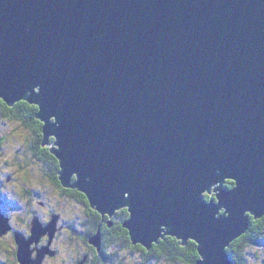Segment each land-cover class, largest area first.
Instances as JSON below:
<instances>
[{
	"label": "water",
	"instance_id": "95a60500",
	"mask_svg": "<svg viewBox=\"0 0 264 264\" xmlns=\"http://www.w3.org/2000/svg\"><path fill=\"white\" fill-rule=\"evenodd\" d=\"M0 98L39 107L61 184L127 209L133 245L234 264L264 216V0H0ZM56 219L16 235L20 264L53 255Z\"/></svg>",
	"mask_w": 264,
	"mask_h": 264
},
{
	"label": "clouds",
	"instance_id": "9594fccd",
	"mask_svg": "<svg viewBox=\"0 0 264 264\" xmlns=\"http://www.w3.org/2000/svg\"><path fill=\"white\" fill-rule=\"evenodd\" d=\"M30 139L29 129L22 126L19 120H13L11 117L6 118L4 128H0V197L4 200L0 215L7 219L15 231L23 232L28 230L15 225L18 213L11 210L13 205L27 212L30 220L33 216L38 217L44 225H47L53 217H57L55 223L60 232L76 239L71 236L69 228L61 227V221L71 220L72 217L64 215L59 207L66 199L71 200L72 197L70 194L60 192L57 185L47 182V178L53 173L42 170L35 163H28L31 155ZM12 235V231L0 234V243L10 241ZM49 247L53 251V257L43 261L42 264H53V261L54 264H72L77 258L78 254L74 248L68 252L64 251L67 245L57 249L54 241ZM14 248L15 245L12 243L6 251Z\"/></svg>",
	"mask_w": 264,
	"mask_h": 264
},
{
	"label": "trees",
	"instance_id": "16d2710c",
	"mask_svg": "<svg viewBox=\"0 0 264 264\" xmlns=\"http://www.w3.org/2000/svg\"><path fill=\"white\" fill-rule=\"evenodd\" d=\"M37 110L38 107L36 105L30 104L25 100H20L12 106H9L0 99V119L6 120V118L11 117L13 120H19L22 126L29 129L31 137L29 144L31 155L29 157L32 158V162L34 163L38 158H45L46 152H48V147L43 146L41 143V141H43L42 123L36 118ZM226 185L228 187H232L233 182L231 180H227ZM206 197L207 199L211 198V196L208 195H206ZM82 198L87 201L84 194H82ZM89 215L90 219L94 222H92V225L89 226V233L87 235L85 234L86 241L89 239L90 234L94 235V233H96L101 222V215L94 209H91ZM126 217V209H121L116 212V227H123L122 224ZM125 232L126 236L129 237L130 240L128 230L125 229ZM75 236L79 235L75 234ZM123 237L125 236L116 234V252L118 249L122 248H128L131 251L141 252L139 260L142 261L141 263L138 262L139 264H195L196 260L199 258L198 246L196 242L189 239L185 244H182L181 241L175 237L165 236L163 239H160L158 243L153 244L150 249H147L139 244L133 245L130 241H121L120 239ZM263 241L264 216L259 219L252 218L250 226L245 234L231 242L230 246L226 249L230 258L234 261V264H248V249ZM64 250L66 251V249ZM152 260H154V263Z\"/></svg>",
	"mask_w": 264,
	"mask_h": 264
},
{
	"label": "flooded vegetation",
	"instance_id": "af4514ba",
	"mask_svg": "<svg viewBox=\"0 0 264 264\" xmlns=\"http://www.w3.org/2000/svg\"><path fill=\"white\" fill-rule=\"evenodd\" d=\"M48 152H49V150H48ZM47 157H48L47 161L50 162V160H51V162H50L51 169L46 170V171L53 173L52 176L48 177L47 182L49 184L57 185L58 190L60 192L70 194V196L72 197V199H71L72 202H74L75 206H78L77 208H75V207H73V208H75L76 210H78L79 212L82 213L79 216L72 218L71 220L61 221V227L69 228L71 236L76 237L75 240L77 241V246L79 247V248H75L76 252L77 251H79V252H77V254H78L77 258L72 262V264H122V262L120 260L115 259L116 250H114V249L116 248V234L117 235L121 234L122 236H125V237L120 239L121 241H124V242H128L129 237L126 236V232H125L126 228L116 227V222H117L116 221V212L113 215L114 219H112L113 220L112 224H109V220L112 217L110 219H108L105 216L103 217L100 214L101 215V220H100L101 222L98 226V230L96 231V233L99 232L100 236H101V247H100V250H98L94 245H92L90 243V237L93 234H90V237L87 241L85 238V234L87 235L90 231L89 226L92 225V222H94L93 220L90 219V215H89L92 208L90 207L88 201L83 200L82 193L80 191H78L77 189L71 188V187H65V186H63V184L61 185L58 182L57 170H58V166H59V161L54 155L49 154V155H46V158ZM46 158H40V159L43 160ZM68 201L69 200L66 199L65 202L63 203L64 209L67 208L66 205L70 204V203H66ZM3 205H4L3 203L0 204V209H2ZM88 205L90 208L88 207ZM20 211H21V209H20ZM127 217H128V212H127ZM2 218L7 222V225L9 227V229L6 233H8L9 231H12V233H13L11 240L4 242L3 244L6 247H9V245H10L9 243H11V244L14 243L15 249L17 250L16 235H21L24 238L28 239L29 235L31 234L32 221H33V219L38 218V217L33 216L31 220L29 219V217H27L26 223H27V226L29 228V231L27 233H25L23 231H15L12 228V226L9 224L7 219L4 216H2ZM38 220L40 221L39 218H38ZM56 233H60L59 228H57ZM56 233H55V236H54L53 240L51 241L50 245L53 244L54 241L57 243V241L59 239V234L56 235ZM96 233H94V234H96ZM75 234H78L79 236H75ZM70 239H72V238L70 237ZM72 240H74V239H72ZM43 244H45V245L48 244V236L47 235L42 236L37 243H32L31 248L32 249H34V247L40 248L41 245H43ZM60 247H61V245L59 244L57 246V249H59ZM16 250L13 252V255L16 256V260L18 261ZM68 251L69 250L66 249L65 252H68ZM51 258L52 257H50V256L47 258V255H46V257L43 260L46 261L47 259H51Z\"/></svg>",
	"mask_w": 264,
	"mask_h": 264
},
{
	"label": "rangeland",
	"instance_id": "374dc122",
	"mask_svg": "<svg viewBox=\"0 0 264 264\" xmlns=\"http://www.w3.org/2000/svg\"><path fill=\"white\" fill-rule=\"evenodd\" d=\"M1 99V98H0ZM3 100V99H1ZM4 101V100H3ZM20 101V100H19ZM26 101V100H25ZM18 102V101H17ZM5 103V101H4ZM4 121L3 119H0V128H4ZM39 121L42 123V126L44 125V122L42 120L39 119ZM43 134V133H42ZM52 139V140H51ZM55 141V137L51 136L50 139H48V143H45L43 146H46L48 147V150L52 147L53 149L55 148V145L52 146L53 142ZM42 142V141H41ZM53 155L50 150L49 152H46V155ZM55 156V155H54ZM33 157V156H32ZM56 157V156H55ZM46 158V157H45ZM57 158V157H56ZM48 160V157L46 159H43L41 160L40 158H38L36 161H35V164L36 165H39L40 168L42 170H49L51 169V160L50 162L47 161ZM59 161V160H58ZM28 163L29 164H32L34 162H32V158L29 157L28 158ZM57 170V169H56ZM61 170L60 166H58V170L57 172H59ZM57 178H58V173H57ZM74 178V177H73ZM34 179H38V178H34ZM48 180V178H47ZM58 182L61 184V182L59 181V178H58ZM62 185V184H61ZM75 189V188H74ZM83 194V193H82ZM88 201V199H87ZM3 203L4 204V200H3V197H0V204ZM11 203V202H9ZM66 203H70L67 206L66 209H64V206H63V203H61L59 205V207L61 208V210L63 211V214L64 215H67V216H71L72 218L76 217V216H79L80 214H82L81 212H79L78 210H76L75 208H77L78 206H75L74 202H72V200H69L68 202ZM89 203V201H88ZM90 205V204H89ZM75 207V208H73ZM91 207V206H90ZM3 208V207H2ZM92 208V207H91ZM93 209V208H92ZM12 211H16L18 213L17 217H16V220H15V225L16 226H22L23 228L27 229L29 231V228L27 226V223H26V220H27V217H28V214L27 212H25L23 209H20L16 206H12L11 208ZM95 210V209H94ZM120 209L118 210H115L116 211H119ZM81 211V210H80ZM114 212V213H115ZM100 214V213H99ZM114 215V214H113ZM112 216H108V214L106 215H102L103 217L105 216L106 218L111 219L109 220V224H112L113 223V220L114 217ZM52 221V219L50 220ZM49 221V222H50ZM27 231V232H28ZM25 232V233H27ZM0 234H3V233H0ZM245 234V233H244ZM31 235V234H30ZM29 235V237H30ZM243 235V234H242ZM241 235V236H242ZM261 235V234H260ZM263 236V234H262ZM240 237V236H239ZM238 237V238H239ZM237 239V238H236ZM235 239V240H236ZM79 241V240H78ZM131 242V240H129ZM11 244V243H9ZM57 246L60 244L61 247H64L65 245H67V247H64V249H68V250H71L72 248H79L77 246V241L74 239H70V237L68 236H65L63 232H60L59 233V239L57 241ZM48 244H43L41 245L40 248L42 247H46ZM9 247H6L3 243H0V262H2V264H20L19 261L16 260V256L13 255V252L16 250L15 248L14 249H11V250H7ZM36 248V247H34ZM50 248V247H49ZM82 248V247H81ZM116 250V248L114 249ZM247 250V249H246ZM245 250V251H246ZM17 251V250H16ZM141 252H137V251H131L130 249L128 248H122V249H118V251L116 252V257L115 259L117 260H120L122 262V264H139L141 263L142 260H139V258L141 257L140 255ZM47 255V254H46ZM35 256V252L33 253V257ZM13 257V258H12ZM46 257V256H45ZM44 257V258H45ZM49 256L47 255V258ZM50 257H53V256H50ZM247 257H248V264H264V241L263 242H259V244H255L254 246H252L250 249H248V253H247ZM13 259V260H12ZM49 260V259H47ZM46 260V261H47ZM14 261V262H13ZM153 263H154V260H152ZM139 262V263H138ZM157 263V262H156ZM53 264H54V261H53ZM146 264H151V263H146Z\"/></svg>",
	"mask_w": 264,
	"mask_h": 264
},
{
	"label": "bare ground",
	"instance_id": "6f19581e",
	"mask_svg": "<svg viewBox=\"0 0 264 264\" xmlns=\"http://www.w3.org/2000/svg\"><path fill=\"white\" fill-rule=\"evenodd\" d=\"M36 106H37V105H36ZM37 107H38V106H37ZM38 111H39V107H38V110H37L36 114L38 113ZM6 116H7V115H6ZM26 117H27V116H26ZM37 119H38V118H37ZM43 126H44V125H43ZM47 143H48V142H47ZM52 146H53V145H52ZM29 149H30V148H29ZM253 238H254V237H253ZM187 241H188V240H186L185 243H186ZM185 243H184V244H185ZM254 243H255V242H254ZM229 257H230V256H229ZM230 259H231V258H230ZM231 261H233V260L231 259ZM233 262H234V261H233Z\"/></svg>",
	"mask_w": 264,
	"mask_h": 264
}]
</instances>
